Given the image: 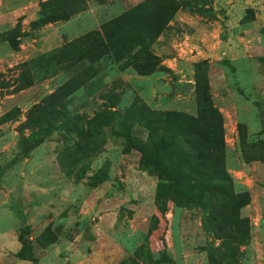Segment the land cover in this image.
Returning <instances> with one entry per match:
<instances>
[{
    "label": "rangeland",
    "instance_id": "1",
    "mask_svg": "<svg viewBox=\"0 0 264 264\" xmlns=\"http://www.w3.org/2000/svg\"><path fill=\"white\" fill-rule=\"evenodd\" d=\"M40 1L0 0V32L19 20L27 31L16 49L0 42V72L10 80L23 61L142 0H91L68 21L31 29ZM179 1L151 46L160 62L175 57L176 70L160 65L141 78L131 66L122 70L104 59L57 102L64 118L31 109L46 104L72 76L85 77L87 61L18 92L0 88V264H264V0H240L239 25L221 28L215 21H223L227 0ZM235 31L241 51L231 59L220 40ZM205 36L213 47L205 45ZM198 76L207 79L223 116L231 190L249 199L235 206L236 199L203 191L192 201V185L176 201L165 194L161 212V176L140 163L136 148L154 151L152 138L160 132L133 123L126 109L139 97L152 109L195 114ZM168 151L165 164L176 166L174 151ZM100 175L106 179H93ZM25 224L33 260L19 256L18 233Z\"/></svg>",
    "mask_w": 264,
    "mask_h": 264
},
{
    "label": "trees",
    "instance_id": "2",
    "mask_svg": "<svg viewBox=\"0 0 264 264\" xmlns=\"http://www.w3.org/2000/svg\"><path fill=\"white\" fill-rule=\"evenodd\" d=\"M89 1L41 0L37 17L29 23V27L35 29L47 23L67 21L86 10ZM179 8V0H142L104 21L98 28L23 61L12 80L0 72V88L12 87L13 91L18 92L32 86L37 80L87 61L85 77L72 76L45 98L46 104H37L31 109V112L48 114L50 118H64L65 109H61L57 102L94 75L98 62L111 59L119 63L120 69L131 66L140 75H149L160 67V58L151 50V46L167 28ZM26 34L27 31L19 20L11 29L0 32V42L7 41L11 48L16 49ZM134 47L137 49L132 52ZM196 102L195 114L180 110L152 109L139 97H135L126 109V116L133 123H143L150 131L160 132L152 138L154 151H149L146 147L136 148L141 153L140 163L157 170L161 176L162 181L156 191L157 207L161 212L166 208L163 201L165 194L176 201L178 195L192 185L197 188L196 199H192V196L188 198L192 201L200 200L203 191L236 199L238 203L235 206H241L249 199L248 193L236 195L231 190V176L225 167L223 116L210 98L207 79L204 77H197ZM130 141L129 146L134 147L132 139ZM168 150L174 151L178 161L176 166L168 167L165 164V157L171 154ZM181 165L184 167L180 169ZM185 172L197 181L184 178L183 175L187 174ZM93 179L105 180L106 175ZM15 211L24 218V213L18 211L17 207ZM218 225L224 226V222H219ZM29 228L25 224L18 233L21 243L19 256L33 260ZM119 264L126 263L123 261Z\"/></svg>",
    "mask_w": 264,
    "mask_h": 264
},
{
    "label": "crops",
    "instance_id": "3",
    "mask_svg": "<svg viewBox=\"0 0 264 264\" xmlns=\"http://www.w3.org/2000/svg\"><path fill=\"white\" fill-rule=\"evenodd\" d=\"M226 2H227V4H226L227 10L223 14V17H222L223 21L222 20H221V22L219 20L215 21L217 26L219 25L220 28L224 27V25L225 26H229V27L237 26V25H239L238 23H239L240 18H241L238 15V11L240 10V6H241L240 0H227ZM135 4H137V2ZM135 4H133V5H135ZM133 5H131V6H133ZM57 22H59V21H57ZM237 28L238 27H236L235 30H237ZM237 38H238V35H237L236 31H235V32H232L231 34H229V36L226 39L220 40L221 41L220 42L221 43V48H223L224 54L227 57H230L231 59H236L237 55L239 54V51H241V46L239 45ZM203 40L206 43L205 45H209L210 47H213L215 45L214 42L212 41V38L210 36H205V38H203ZM160 65H161V67L163 66V69H165L164 67H166L167 69L176 70V67H177V63L175 62V57L171 58L169 56L162 57ZM140 77L143 78V77H148V76H141L140 75ZM156 77H157V75H156Z\"/></svg>",
    "mask_w": 264,
    "mask_h": 264
}]
</instances>
